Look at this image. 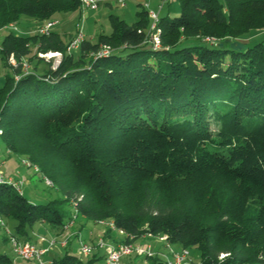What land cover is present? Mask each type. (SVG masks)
I'll return each mask as SVG.
<instances>
[{
    "label": "trees",
    "instance_id": "16d2710c",
    "mask_svg": "<svg viewBox=\"0 0 264 264\" xmlns=\"http://www.w3.org/2000/svg\"><path fill=\"white\" fill-rule=\"evenodd\" d=\"M178 1V16L159 15L158 49L147 42L152 20L141 3L134 23L110 14L112 32L86 38L72 54L75 34L4 37L0 55L10 72L0 85V136L61 193L36 203L0 183V219H15L12 232L21 240L36 241L30 229L37 223L64 233L68 203L77 219L113 221L120 242L165 234L173 245L197 248L199 264L264 263V208L252 211L246 202L264 201V39L244 49L228 43L264 29V0ZM81 7L82 0H0V29L23 16L42 23ZM104 45L114 52L93 59ZM51 51L63 54L56 68L46 61L24 74L8 61L13 55L33 64ZM127 173L158 176L164 186L212 175L243 198L193 203L151 189L150 180L131 190ZM115 233L107 227L103 237L115 243ZM95 253L86 264L99 259ZM0 264L14 258L0 251ZM52 264L85 263L67 251Z\"/></svg>",
    "mask_w": 264,
    "mask_h": 264
},
{
    "label": "rangeland",
    "instance_id": "374dc122",
    "mask_svg": "<svg viewBox=\"0 0 264 264\" xmlns=\"http://www.w3.org/2000/svg\"><path fill=\"white\" fill-rule=\"evenodd\" d=\"M145 2H148L150 5V9H153L159 12V15L166 16L169 15L171 17L178 16L181 12V5L178 0H167L160 9V5L162 4L161 0H125V6H121L117 0H105L100 1L99 7L96 10H88L86 12L85 18L83 19L81 10L69 11V12H59L56 13L52 20L56 21V25L53 27V30L59 32L64 40H67L66 34H76L78 28H82L83 32L86 35L88 40L92 42L97 41V37L100 33L110 34L112 32V27L109 19L110 14H115L122 17L126 22L132 24L136 21V13L141 8L138 4L141 3L145 6ZM147 8V7H146ZM150 10L149 8H147ZM40 23L31 17L23 16L19 23H15L16 28H8L5 26L0 29V47L4 37L11 31L21 34H34L37 26ZM264 39V29L255 32L251 36H242L239 38H233L228 41L229 46L236 49H244L247 46H251L254 43L261 41ZM108 54L104 56H108L114 52V48L107 49ZM56 53V52H53ZM103 56V57H104ZM45 61L38 62L34 60L31 64L33 68L34 65H38L39 68H43L48 66L47 62H51L52 66L55 65L56 61L60 59V56H50L42 57ZM93 59L97 57L95 55H91ZM47 61V62H46ZM10 70L8 66L4 65L2 57L0 55V85L4 84L5 74ZM10 72V71H9ZM16 155V154H15ZM18 156V155H16ZM16 156H9L6 152V147L4 142L0 136V173L4 176L12 178L15 181L23 180V193L26 197L33 200L36 203H46L47 201L57 198L61 196V193L58 192L55 188L49 186L44 178L41 176L40 172H36L34 167H28L23 163L24 157H20V160ZM127 179L133 180L132 183L128 185V189L134 190L136 187H144L147 182L150 180L151 189H156L158 186L163 187V191L167 192V196L169 197H183V199H190L193 203H198V200L201 198H208L212 196V198L217 199L223 206H227L228 204L235 205L239 201L242 200L243 196L236 192V187L233 184H229L228 182L222 181L220 178L210 175V177L205 178L202 177L200 179H189L180 178L179 180L173 181L172 184L158 185V176H141L134 175L132 173H127ZM163 179V178H162ZM164 183L165 181L162 180ZM169 181L167 180V183ZM160 184V183H159ZM247 206L252 211H260L264 208V201L258 199L255 196H251L246 198ZM67 210H71L74 212V207L72 204H66L64 206ZM73 214V213H72ZM80 219V218H79ZM79 219L74 221V224L65 229L67 233H61L60 235L55 232L49 225H40L41 223H37L30 229V235L34 240L39 239L40 236H46L48 239L53 237H59V241L62 239H66L68 235L78 234L80 230H77ZM3 224H2V222ZM0 221V251L4 252L11 257L14 258V264H36L34 261H27L20 258L12 249L9 242H6V238H8L7 229L14 231L16 220L15 219H4ZM106 223L109 222L104 220ZM99 224H103L101 221H97ZM107 226L106 224H103ZM36 231V233H34ZM84 234V233H83ZM82 235V234H80ZM82 237V236H81ZM103 237V236H102ZM98 234H94L93 241H86L83 239L82 241L89 246L96 245L98 239ZM141 242L142 239L140 240ZM151 242L155 243L156 240L151 239ZM175 249L180 248L179 245H173ZM66 248L60 247V245H56L51 248L48 253L44 256V260L46 264H52L54 258L63 256L67 251H70L71 254L79 256L83 262L86 264L88 260L91 259V256L80 253V238L78 235L73 236L71 240H69V245ZM155 251L167 252L166 248L162 243L156 244ZM102 255L105 256V250L101 249ZM190 257L193 259L195 264H199L201 262L200 251L197 248L189 249ZM225 254V253H224ZM138 259V258H137ZM126 259L123 258L121 264H125ZM139 264H150L148 260L140 258L137 261ZM90 264H107V262L99 258L91 262ZM256 264H264V263H256Z\"/></svg>",
    "mask_w": 264,
    "mask_h": 264
},
{
    "label": "built area",
    "instance_id": "2783aa9c",
    "mask_svg": "<svg viewBox=\"0 0 264 264\" xmlns=\"http://www.w3.org/2000/svg\"><path fill=\"white\" fill-rule=\"evenodd\" d=\"M101 0H82V7H81V13L83 19L85 18L86 12L88 10H96L99 7ZM167 0H161L162 4L160 5V9L162 8V5ZM117 2L121 6H125V0H117ZM145 7L150 9V5L148 2H145ZM149 16L152 20L150 29H149V35L147 36V42H150L153 45V48L158 49L161 46L160 41V29L158 28V21H159V12L150 9L149 10ZM56 25V21L53 20H47L42 23H40L35 33L42 34V35H49L50 32L53 30V27ZM8 28H16L14 23H11L7 26ZM86 39V35L83 32L82 28H78L77 33L75 34L74 38L71 40L70 44L67 47V53L72 54L75 51H77L82 42ZM110 46L104 45L102 46L94 55L96 57H102L105 54H108L107 49H110ZM53 52L48 53H39L42 57H49L50 54ZM58 53V56H60V59L56 61L55 65L52 66L53 68H56L61 58L63 57V54L61 52ZM56 56V57H58ZM9 63L14 66L18 67L19 65L22 66V73L28 74L31 70V64L26 60L22 59L20 62L16 60V58L11 55L8 59ZM20 75H16L15 79L19 80ZM1 78V76H0ZM2 134V127L0 124V135ZM23 163L27 165L28 167H34L36 172H39V166L36 164L31 163L27 158L23 160ZM44 180L47 182L49 186L52 187L51 180L44 178ZM0 183H6L8 185L13 186L18 192L23 193V180L15 181L12 178H9L7 176H4L0 173ZM77 217L75 214V211L72 214V218L68 221L67 225L65 226V229L70 228L74 221H76ZM2 219H0L1 221ZM2 222V221H1ZM103 224H106L108 228H110L112 231L117 233H123L120 229H117L113 221L105 222L104 220L101 221ZM3 224V222H2ZM9 243L13 249V251L22 259L27 261H34L36 264H46L44 260V256L48 253V251L53 248L56 245H60L62 248H66L69 244V240L73 238V236H77L80 238V253L85 255H93L97 250L104 249L105 250V261L107 264H121L123 258L127 256H135L136 258L147 260L148 258H155L157 257L160 259L163 264H195L193 259L190 257V252L188 248L180 247L178 249H175L173 247V244H171L168 241V237L165 234L152 236L156 242L162 243L163 246L168 250L167 252H161V251H155V246L151 243L146 244L145 242H141L139 240H136L134 242H117V243H110L107 242L104 237H100L94 246H89L88 244L84 243L82 240V237L80 233L71 234L66 237V239L58 240L59 237H53V238H47L46 236H40L38 241L35 242L32 241H23L18 236H16L10 229L6 230ZM144 238V237H143ZM226 254H221L220 257H223Z\"/></svg>",
    "mask_w": 264,
    "mask_h": 264
},
{
    "label": "crops",
    "instance_id": "0c3cea01",
    "mask_svg": "<svg viewBox=\"0 0 264 264\" xmlns=\"http://www.w3.org/2000/svg\"><path fill=\"white\" fill-rule=\"evenodd\" d=\"M7 154L11 157V156H16L15 154H12L10 152H8L6 150ZM18 158V160H20V156H16ZM40 225H46L45 223H41ZM77 230H80V234H82V238L85 239L86 241H93L94 238V234H98V237H102L105 235L106 230H107V226L103 225V224H99L97 221H93V220H87L85 218H80L79 222H78V226H77ZM53 229V228H52ZM55 232H59L58 230L54 229ZM34 233H36V231H34ZM67 233L66 231L64 232V234ZM84 233V234H83ZM116 236V242H120L121 239H123L124 234L123 233H115ZM142 241H144L146 244L151 243L154 246H156V244H158L157 242L153 243L151 242V239H153L152 237H144L141 238ZM139 239V241L141 240ZM68 249V248H66ZM97 258H102L105 260V257L102 255L101 250L96 251L95 253ZM125 259V258H124Z\"/></svg>",
    "mask_w": 264,
    "mask_h": 264
},
{
    "label": "bare ground",
    "instance_id": "6f19581e",
    "mask_svg": "<svg viewBox=\"0 0 264 264\" xmlns=\"http://www.w3.org/2000/svg\"><path fill=\"white\" fill-rule=\"evenodd\" d=\"M50 56H58V53H52Z\"/></svg>",
    "mask_w": 264,
    "mask_h": 264
},
{
    "label": "water",
    "instance_id": "95a60500",
    "mask_svg": "<svg viewBox=\"0 0 264 264\" xmlns=\"http://www.w3.org/2000/svg\"><path fill=\"white\" fill-rule=\"evenodd\" d=\"M30 70H32V67H31V69Z\"/></svg>",
    "mask_w": 264,
    "mask_h": 264
}]
</instances>
